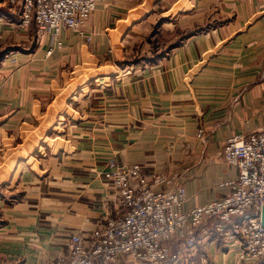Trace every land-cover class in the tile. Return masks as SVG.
Listing matches in <instances>:
<instances>
[{"label": "crops", "instance_id": "crops-1", "mask_svg": "<svg viewBox=\"0 0 264 264\" xmlns=\"http://www.w3.org/2000/svg\"><path fill=\"white\" fill-rule=\"evenodd\" d=\"M85 31L0 67V264L68 257L116 215L112 160L174 178L186 211L226 198V143L264 131V0H105ZM215 224L178 264H250Z\"/></svg>", "mask_w": 264, "mask_h": 264}, {"label": "built area", "instance_id": "built-area-1", "mask_svg": "<svg viewBox=\"0 0 264 264\" xmlns=\"http://www.w3.org/2000/svg\"><path fill=\"white\" fill-rule=\"evenodd\" d=\"M104 1L8 0L20 6L22 27L34 24L38 37L50 34L56 40L48 55L61 46L64 32L90 42L86 24ZM222 158L239 171L226 184L230 194L190 211L184 209L186 190L175 186L174 178L146 176L139 165L112 160L109 180L117 192V214L106 216L87 240L73 235L68 257L36 264H178L196 247L198 228L209 220H215L227 246L240 240L242 262L264 264V131L229 139Z\"/></svg>", "mask_w": 264, "mask_h": 264}, {"label": "rangeland", "instance_id": "rangeland-1", "mask_svg": "<svg viewBox=\"0 0 264 264\" xmlns=\"http://www.w3.org/2000/svg\"><path fill=\"white\" fill-rule=\"evenodd\" d=\"M0 21H8L11 22L12 25L15 24L16 26V30L10 32V35L7 36L6 41H0V54H5L2 60H0L1 67L2 64H4V62L6 61V59H12L14 56L16 57L18 55L21 56L27 50H33L38 38L40 37H38L37 35V30L34 24L31 25L29 28L22 27L20 6L17 4L11 5L8 0H0ZM2 34L3 33H1L0 35ZM156 35H159V26L155 28V31L153 32L152 36ZM24 37H26L27 41H22L25 39ZM24 42L26 45H24ZM155 50L157 51L158 49L156 48ZM14 62L19 63L18 60H14ZM47 142L52 143L48 140Z\"/></svg>", "mask_w": 264, "mask_h": 264}, {"label": "water", "instance_id": "water-1", "mask_svg": "<svg viewBox=\"0 0 264 264\" xmlns=\"http://www.w3.org/2000/svg\"><path fill=\"white\" fill-rule=\"evenodd\" d=\"M262 224L264 226V208H263V214H262Z\"/></svg>", "mask_w": 264, "mask_h": 264}, {"label": "trees", "instance_id": "trees-1", "mask_svg": "<svg viewBox=\"0 0 264 264\" xmlns=\"http://www.w3.org/2000/svg\"><path fill=\"white\" fill-rule=\"evenodd\" d=\"M5 54H0V60L4 57Z\"/></svg>", "mask_w": 264, "mask_h": 264}]
</instances>
